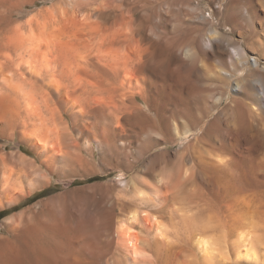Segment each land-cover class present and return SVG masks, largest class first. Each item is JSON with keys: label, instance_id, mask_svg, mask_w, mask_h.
Returning a JSON list of instances; mask_svg holds the SVG:
<instances>
[{"label": "bare ground", "instance_id": "obj_1", "mask_svg": "<svg viewBox=\"0 0 264 264\" xmlns=\"http://www.w3.org/2000/svg\"><path fill=\"white\" fill-rule=\"evenodd\" d=\"M35 1L0 0V128L19 131L22 141L40 150L48 162H56L60 159L59 153L67 156L72 151L71 127L60 111V106L64 107L62 98L69 99L67 111L74 121L82 120L84 115L102 114L103 117L106 113L113 116L117 130L123 131L131 125L130 116L123 112L134 105V99L157 91L153 82L156 78L153 81L150 78L155 76L153 65L145 66L146 61L154 57L150 59L147 48L141 46L143 43L138 44L144 40L136 41L143 27L140 16L134 18V5L138 0H57L45 9L27 14L25 8ZM208 7L213 15L223 17L220 24L224 29L216 27L208 37L198 38V51L193 41H189L187 53L201 54L219 66V72L209 70L207 75L208 81L222 79L216 84L224 90L213 98L214 103L222 106L234 89L230 107L238 112L239 122L236 128L225 129L220 121L213 123L210 132L215 141L209 143L211 150L199 146L202 140L196 142L199 151H215L220 163L213 168L215 170L200 169L202 183L219 197L226 194L218 184H225L227 195L236 192L249 198L248 191L264 187V161L258 160V155L264 151V140L249 130L253 122L264 121V0H212ZM196 12L210 22L200 9ZM247 25L252 27L251 35L255 40L243 48L241 42L246 43L248 33L241 31L240 37L235 39L225 29L238 34V28ZM163 49L164 45L154 53L158 55ZM250 54L258 57L253 64H250ZM246 70L247 76L244 75ZM105 77L106 89L101 80L105 81ZM98 78L101 81H96ZM175 110L172 122L178 134L183 130L182 124L188 125L196 118L187 110ZM199 121L198 128L204 120ZM102 142L98 140L97 146ZM199 168L196 163L190 165L184 158H177L162 175L169 181L166 188L161 185L160 175L156 178L155 192L167 189L176 194L167 203L163 199L162 203L151 201L148 186L132 190L130 204L123 203V214L115 230L117 245L123 251L118 264H150L148 258L153 254L149 252L161 251L167 246L164 242L166 227L159 210L165 206L174 212L179 194L192 181V170ZM44 174V169L28 155L5 154L0 149V209L16 208L42 189ZM249 202L248 205L243 203L245 206L239 210L245 223L233 246L239 258L260 262L253 240L260 212ZM188 209V218L191 216L194 222L195 211ZM94 210L90 211L95 223L92 229L84 230L62 231L57 215L35 209H24L10 216L4 228L0 227V264H100L106 255V203L95 206ZM208 237L200 235L195 242L205 258L213 257L216 252L213 249L218 244Z\"/></svg>", "mask_w": 264, "mask_h": 264}, {"label": "rangeland", "instance_id": "obj_2", "mask_svg": "<svg viewBox=\"0 0 264 264\" xmlns=\"http://www.w3.org/2000/svg\"><path fill=\"white\" fill-rule=\"evenodd\" d=\"M211 1L138 0V3L136 2L134 5L136 9L134 18H140L139 21L143 22L141 37H138L136 41L144 40L138 44L143 43L141 46L147 48L143 47L146 49V54L149 53L150 59L154 57L153 60L146 61L145 66L153 65L152 69L155 76L150 78L152 81L156 78V81L153 82L154 86H157V91H149L144 98L136 97L133 101L134 105L129 106V109L123 112L130 116V128H124L123 131L117 130L113 116L106 115V113H103V117H101L102 114H91L89 117L84 115L82 120L74 121L67 111V108L70 107L66 106L69 99L63 97L62 104L64 107L60 106V111L63 119L69 122L71 127L72 151L67 156L59 153L60 159L55 160L56 162H48V158L40 150L22 141L19 131L9 132L0 128L2 153L26 154L36 161L37 165L42 167L45 172L43 177L45 185L42 189L36 191L16 208L0 209V227L2 229L10 216L24 209H35L50 215H57L59 218L55 217H57L59 224L61 223L62 231L74 228L92 229L95 222L92 221L90 210L93 211L95 206L106 203V255L100 264H118L119 257L120 259L123 257V251L117 245L115 230L123 214V203L130 204L134 189L137 186L143 187V185L151 189L147 191L151 201L162 203L161 200L163 199L167 203L174 199L176 194L172 190L165 189V191L155 192L154 182L160 175L161 185L166 188L169 181L162 175L169 170L171 163L177 158H184L190 165L196 163L200 168L199 170H192V181H189L181 192L182 196L183 193L187 195L182 197L179 194L177 208L174 212L165 206L160 208L159 211L163 215L160 219L166 227L164 242L167 243V246L163 247L161 251H148L153 254L151 257L149 255L148 258L150 264H264V187L248 191L247 196L249 195V198H244L243 195L236 192L227 195L224 191H228V186L218 184L222 192L226 194V196L223 195L224 198L211 193L202 183L200 169L206 167L215 170L213 168L219 167L220 163L217 162L215 151L208 153L199 151L200 147H197L196 142L198 139L202 140L199 146L211 150L209 143L215 141L212 140L211 125L220 121L223 129L226 127L236 128L239 122L238 112L230 107L234 89L232 92L230 91L228 101L222 106L218 107L214 103L213 98L218 97L224 90L219 84H216V82L221 83L222 79L217 77L208 81L207 75L209 70L212 73L219 72V66L213 61L205 59L201 54L187 53L191 41L197 50L196 41L198 38L208 37L209 32L216 27L224 29L220 24V18L223 17L213 15L210 7H208ZM35 2L34 5L25 8L27 14H34L45 9L57 0H36ZM196 9L205 13L210 22L204 20L201 13L196 12ZM251 28L250 25L240 27L238 34H232L229 29H225V31H228L235 39L240 37L241 31L248 33L245 36L246 43L241 42L242 47L246 48V44L253 43L255 40L254 36L251 35ZM163 45L164 49L159 52V57L154 52L155 49ZM157 56L160 60L156 58ZM249 58L250 64H253L254 59L258 57L250 54ZM262 63L264 65V61ZM133 74L132 76H134ZM244 75H248V70L244 72ZM104 79L105 81L101 80L106 89V77ZM158 79L161 87L157 83ZM175 79L177 80L175 81ZM101 80L98 78L96 81ZM170 90L171 94L169 95ZM172 94L174 98L176 97L175 99ZM151 96L153 97L151 98ZM155 96L157 99L154 98ZM175 108L182 111L187 110L196 118L188 125L182 124L183 130L178 134H176L172 122L173 114L177 111ZM135 116L140 119L139 122ZM249 117L251 116L249 115ZM198 119L204 120L199 128L196 126L197 121L200 122ZM145 121L146 124H143ZM223 121L226 123L225 125ZM249 130L255 136L261 135L264 140V121L253 122ZM203 138H206V141ZM216 139L220 140L219 138ZM256 139L257 137L254 138V140ZM98 140L103 141L101 146H97ZM258 160L264 161V151L258 155ZM248 202L258 210V213L260 212L259 218L256 220L258 221L256 222L257 227L253 233L254 249L260 262L239 258L233 246L237 240L236 235L242 230L245 223L244 216L239 210L242 211L243 206L246 205L245 203L248 205ZM188 208L195 211L194 216L197 220L195 219L194 222L196 224L191 221V216L188 218ZM93 212L95 213V210ZM199 233L205 237L210 234L208 238L218 243L217 247L213 249V252L216 251L213 253V257L207 256L205 258L197 249L195 242L200 236ZM217 257L218 259H215Z\"/></svg>", "mask_w": 264, "mask_h": 264}]
</instances>
